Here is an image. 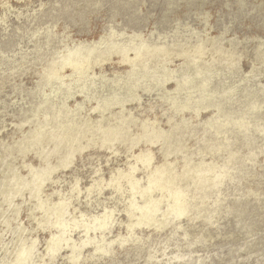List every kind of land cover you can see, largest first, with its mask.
<instances>
[{
	"label": "rangeland",
	"instance_id": "obj_1",
	"mask_svg": "<svg viewBox=\"0 0 264 264\" xmlns=\"http://www.w3.org/2000/svg\"><path fill=\"white\" fill-rule=\"evenodd\" d=\"M0 264H264V0H0Z\"/></svg>",
	"mask_w": 264,
	"mask_h": 264
},
{
	"label": "bare ground",
	"instance_id": "obj_2",
	"mask_svg": "<svg viewBox=\"0 0 264 264\" xmlns=\"http://www.w3.org/2000/svg\"><path fill=\"white\" fill-rule=\"evenodd\" d=\"M67 67H70V66L66 65L65 70L67 69ZM139 155H141L142 157H145L147 159H152V155L150 152H145V153L143 152L142 154H139ZM171 172H170V169L168 167L165 168L162 165L154 171V177L152 179H153L154 183H156V185L159 186V188L162 189L164 192L174 191L176 193L177 201L180 204H185V206L187 208H190V204H189L188 199H187L188 191H186V188L183 189L182 186L174 184V180H173L174 178H173V175L171 174ZM125 177L126 176L120 175L119 179H124ZM175 185H177V187H175ZM130 186H132V185H130Z\"/></svg>",
	"mask_w": 264,
	"mask_h": 264
}]
</instances>
